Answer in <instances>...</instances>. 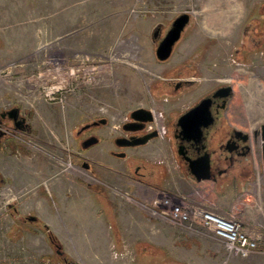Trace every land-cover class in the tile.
Here are the masks:
<instances>
[{
  "label": "rangeland",
  "instance_id": "obj_1",
  "mask_svg": "<svg viewBox=\"0 0 264 264\" xmlns=\"http://www.w3.org/2000/svg\"><path fill=\"white\" fill-rule=\"evenodd\" d=\"M203 1L0 0V113L19 107L29 124L26 130L10 129L0 142V205L13 203L12 208L37 216L27 221L11 211L2 215L14 223H0V264H92L90 250L83 247L91 248L95 227L105 232L110 224L70 223L71 211L73 199L100 194L109 195L117 213L106 245L113 264H264L258 206L250 207L258 217L243 223L248 214L236 203L243 196L236 197L239 191L232 182H223L226 194L218 196L219 186L212 180L189 184L161 130L158 139L127 150L160 165L157 185L135 179L126 159L105 152L109 136L118 134L115 126L136 108L152 109L156 125L164 127L184 98L170 102L154 85L178 77L173 67L197 52L205 88L220 80L233 85L229 118L264 122V48L252 49L242 35L264 0L247 1L246 18L230 39L203 29ZM183 12L191 14L190 23L171 57L159 61L152 32L158 24L170 27ZM245 46L251 50L242 56ZM101 117L108 120L98 131L103 140L84 150L76 129ZM5 123L10 124L3 121L0 129ZM10 158L28 170L24 189L7 176ZM84 161L91 167H84ZM159 191L243 219V226L262 235L259 252L227 259L222 243L209 231L190 232L153 216L150 208ZM20 236L23 246L9 249L7 237Z\"/></svg>",
  "mask_w": 264,
  "mask_h": 264
},
{
  "label": "flooded vegetation",
  "instance_id": "obj_2",
  "mask_svg": "<svg viewBox=\"0 0 264 264\" xmlns=\"http://www.w3.org/2000/svg\"><path fill=\"white\" fill-rule=\"evenodd\" d=\"M261 7L262 6L258 8V14L250 18L247 24L242 28V35L245 42L247 44L250 42L252 49L258 47L264 48V7ZM168 29L169 26L166 28L164 25L160 24L157 36L154 37V40L152 39L155 44L163 38ZM253 45L255 46L253 47ZM248 49L247 46L240 49V54L244 56L247 54L246 52L251 50ZM200 57V52L193 53L181 66L173 67V69H177L176 73L179 74L178 77L171 78L168 81H160L159 84L156 83V85H154V87H157V85L160 86L156 88L157 91H164L166 96L164 99L170 102H175L180 99V97L184 98L181 107L178 110H172V113L169 114L170 117L166 120L162 129L160 126L158 127L156 125L155 116L154 120L151 122L136 121L130 117V111L126 120L120 123L119 126H115V130L118 131V134L109 136L108 144H110V146L107 145L105 151L106 155L108 157L126 159L125 167L133 171L135 179L149 185L154 184V182L156 185L158 184V176L156 175L160 165L153 164V162L142 157L132 155L127 150L144 147L152 140L158 139L160 130L163 133L162 138L166 139L167 146L172 154H174V157H176L185 176L194 182L197 181H195L191 175L190 162L198 157H202L205 151L210 154L211 165V178L206 180H212L215 183L232 182L235 180V176L239 169L245 172L253 166L252 151L246 147H240L245 145L243 142L246 137L245 134H248L253 140L255 138V132L261 131L264 122L256 125L253 119L246 122H238L237 120H231L229 118L230 101L233 97V85L225 80H220L222 83L213 84L210 88H205L202 82V71L198 66ZM229 85L232 89L226 94L223 90ZM150 110L153 112L152 109ZM207 111L209 116H206ZM183 114L186 115L184 118L185 126L191 125V127L200 128L203 131L205 138H203L202 141L195 142L181 139V125H179L178 122L180 116ZM20 116L25 117L24 130L28 129L29 124L27 115L20 111ZM101 119H105L106 121L101 122ZM3 121L10 123H5L4 128L0 129V131L4 133V138L8 131L15 129L13 128L11 119H9L7 115L2 116L0 113V124ZM248 122H251L249 125L252 128V131L249 133L244 132L239 127L247 126ZM107 124L108 120L105 117H101L92 119L77 128L75 137L81 139L80 146L90 137H96L98 140L95 144L90 145L84 150H88L100 143L103 139L98 131L100 128L107 126ZM154 130H157L158 136L150 138L146 143L135 146L125 145ZM180 146L183 147L182 154H178L177 152ZM83 166L90 168L91 163L84 161Z\"/></svg>",
  "mask_w": 264,
  "mask_h": 264
},
{
  "label": "crops",
  "instance_id": "obj_3",
  "mask_svg": "<svg viewBox=\"0 0 264 264\" xmlns=\"http://www.w3.org/2000/svg\"><path fill=\"white\" fill-rule=\"evenodd\" d=\"M247 1L248 0H204L203 1V29L210 34L218 33L220 35H224L226 37H233V35L237 34V27L241 25L243 20L246 18L247 15ZM219 28L220 30L215 32L213 29ZM229 38V39H230ZM192 39V38H190ZM192 40H190L191 42ZM230 41V40H229ZM186 45V43H182ZM191 43L187 44L189 47ZM248 122L247 126H239L244 132H251L252 128L250 127ZM261 143V142H260ZM253 146L252 153H253V166L246 170L245 172L241 169L238 170V173L235 176V180L232 181L231 184L234 185V188L238 189V193L236 197L243 196L242 199L237 200V204L241 205L244 209V213L248 214L246 221L243 223H250L249 219H255V217L251 213V206H258L257 210L260 212V216H262L264 222V160L262 156V149L261 145ZM10 160L12 162H10ZM8 162L11 165L10 170H8L7 176L11 179L12 183H14L19 189H24V186L27 185L28 181V170L25 169L23 166H19V159L18 161H13L10 158ZM23 164V162H22ZM20 169V170H19ZM157 176V175H156ZM186 177V176H185ZM187 182L190 184H194L197 182L192 181L191 179L187 178ZM223 183V182H222ZM222 183H215L218 188V194H226V190H223ZM237 184L239 188L237 187ZM0 188V192H1ZM1 195V194H0ZM22 195V194H21ZM45 197H43V202L46 203ZM75 204L74 208L71 211L72 217L75 220H71L70 223H101L99 225L105 226L104 223H109V229L107 231H95L92 232V245L91 248L86 247V251H89V259L91 260L92 264H113L111 261L114 260L110 257V254L107 252V243L109 235L113 234V229L111 223H117L116 219V211L114 209L113 201L109 197V195L100 194L97 196H89L85 200H78L73 199ZM2 203V200H0ZM92 204L94 207L90 210L89 204ZM14 204L9 203L6 206L0 205V210L3 209V212L0 213V219L3 217L2 215L6 216L7 213L14 215L15 218L17 217H24L27 212L19 209V208H12ZM3 207V208H2ZM83 207L87 209L83 210ZM253 208V207H252ZM55 214L57 212L55 207ZM1 212V211H0ZM226 212V211H223ZM113 219V220H112ZM90 221V222H89ZM12 223L13 220L10 222L9 220H0V223ZM14 223V222H13ZM97 225V226H99ZM245 229L252 233L254 229L251 228L249 225L244 224ZM111 228V229H110ZM80 233V232H79ZM78 235V233H77ZM114 238H116L114 236ZM7 247L13 251H15L19 246H23L24 237L20 236L19 238L14 237H7ZM15 244V245H14ZM15 246V247H13ZM22 247H20V250Z\"/></svg>",
  "mask_w": 264,
  "mask_h": 264
},
{
  "label": "water",
  "instance_id": "obj_4",
  "mask_svg": "<svg viewBox=\"0 0 264 264\" xmlns=\"http://www.w3.org/2000/svg\"><path fill=\"white\" fill-rule=\"evenodd\" d=\"M191 20V14L188 12H183L180 13L178 16H176L173 21L171 22V25L163 38L156 44L155 48V55L156 58L159 61H166L168 60L174 50V47L176 43L180 40L183 32L189 25ZM160 28V24L157 25L153 32H152V39L154 40V37L157 36L158 31ZM232 89V87L229 85L227 86L223 91L226 92V94ZM1 115H7L9 119H11L13 123V128L15 130H24L25 129V117L20 116V108L19 107H13L8 110H5L1 112ZM206 116H209L208 111L206 112ZM130 117L133 118L136 121H142V122H151L154 120V115L153 112L150 109H146L143 107L136 108L130 113ZM186 115H182L179 118V125H181V130H180V136L182 140H187V141H195V142H200L203 140L204 135L203 131L199 128H193L190 126H185L184 125V118ZM101 122H105V119H101ZM4 136V133L0 131V142ZM158 136L157 130H154L150 132L149 134H146L142 137H139L135 141H131L126 143L125 145H141L146 143L150 138ZM245 139L243 142L245 143L244 146H241L240 148H248L249 150L252 151L253 146L261 145L262 153L264 156V125L261 127V131H256L254 135V139L248 135L245 134ZM96 137H90L86 139L81 147L83 149L89 147L90 145H93L97 142ZM239 147V146H237ZM182 146L178 148V154H182ZM190 172L193 177V179L197 182L201 180H206L211 178V165H210V154L205 151V153L202 155V157H198L194 160H191L190 162ZM27 221H35L37 220V216L35 215H25L23 217Z\"/></svg>",
  "mask_w": 264,
  "mask_h": 264
},
{
  "label": "built area",
  "instance_id": "obj_5",
  "mask_svg": "<svg viewBox=\"0 0 264 264\" xmlns=\"http://www.w3.org/2000/svg\"><path fill=\"white\" fill-rule=\"evenodd\" d=\"M163 194L157 192L150 208L153 216L190 232L209 231L222 243L227 259L247 258L259 252L258 244L262 235L259 232H247L238 218L221 215L201 204L190 203L186 197L175 199L172 195Z\"/></svg>",
  "mask_w": 264,
  "mask_h": 264
},
{
  "label": "bare ground",
  "instance_id": "obj_6",
  "mask_svg": "<svg viewBox=\"0 0 264 264\" xmlns=\"http://www.w3.org/2000/svg\"><path fill=\"white\" fill-rule=\"evenodd\" d=\"M72 74V73H71Z\"/></svg>",
  "mask_w": 264,
  "mask_h": 264
}]
</instances>
